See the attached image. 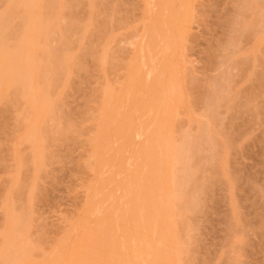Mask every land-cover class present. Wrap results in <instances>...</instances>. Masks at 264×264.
I'll return each mask as SVG.
<instances>
[{"label":"rangeland","instance_id":"374dc122","mask_svg":"<svg viewBox=\"0 0 264 264\" xmlns=\"http://www.w3.org/2000/svg\"><path fill=\"white\" fill-rule=\"evenodd\" d=\"M24 1L0 54V264H264V0Z\"/></svg>","mask_w":264,"mask_h":264},{"label":"bare ground","instance_id":"6f19581e","mask_svg":"<svg viewBox=\"0 0 264 264\" xmlns=\"http://www.w3.org/2000/svg\"><path fill=\"white\" fill-rule=\"evenodd\" d=\"M11 1H13V0H10V3H11ZM14 1H15V0H14ZM14 1H13V2H14ZM17 1H19V0H17ZM17 1H15L14 3H16ZM22 1H24V0H20L19 2H17L16 4H14L15 7H17L18 3H19V5H20V3L22 4ZM29 1L32 3V4H31L32 6L34 5V3H35V4L37 3V0H29ZM38 1H39V0H38ZM162 1H163V0H162ZM186 1H187V0H186ZM261 1H262V0H261ZM13 2H12V4H13ZM24 2L28 4V2H26V0H25ZM40 2H41V1H40ZM40 2H38L39 5H41V4H43V3H46L45 0H44L43 3L41 2V4H40ZM47 2H48V1H47ZM246 2H247V1H246ZM259 2H260V1H259ZM166 3H167V2L165 1V4H166ZM249 3H250V2H249ZM12 4H11V5H12ZM27 4H24V5H27ZM38 4H36V9L38 8V6H37ZM152 4H154V3H152ZM171 4H172V3H171ZM11 5H10V9L12 8V9L14 10V5H13V6H11ZM19 5H18L17 8H15L16 10H17L18 8H20ZM22 5H23V4H22ZM31 5H30V3H29V6H31ZM163 5H164V4H163ZM168 5H169V3H168ZM180 5H181V4H180ZM20 6H21V5H20ZM42 6H43V9H44V6H46V5H44V4L41 5V6H40L41 9H42ZM258 6H259V5H258ZM151 7H153V6H151ZM161 7H162V6H161ZM262 7H263V6H262ZM31 8H33V7H31ZM178 8H179V7H178ZM12 9H11V10L8 9V12H9V13L6 12V13L3 14V15L1 14L2 16L0 17V54L3 53V52H5V51H7V50L5 49V48H6V40H7V38H9L8 33H9V32H12V31H9L8 28H10V27H11L10 24L13 23L12 21L10 22V19H12V18L9 17L8 15L10 14V12L13 13ZM149 9H150V8H149ZM154 9H155V8H154ZM259 9H260V8H259ZM28 10H29V9H28ZM66 10H67V9H66ZM163 10H165V9H163ZM170 10H171V9H170ZM176 10H177V9H176ZM17 11H18V10H17ZM17 11H16V14H18ZM30 11H32V10L30 9ZM30 11H29V12H30ZM33 11H34V10H33ZM35 11H38V9L35 10ZM39 11H40V10H39ZM39 11H38V13H39ZM43 11H44V10H43ZM14 12H15V11H14ZM20 12L22 13V11H20ZM20 12H19V13H20ZM26 12H27V11H26ZM41 12H42V11H41ZM41 12H40V14H41ZM154 12H155V11H154ZM156 12H157V11H156ZM156 12H155V14H156ZM158 12H160V11L158 10ZM166 12H167V11H166ZM34 13H35V12H33V15L36 14V13H35V14H34ZM38 13H37V15H38ZM179 13H180V12H179ZM256 13H257V12H256ZM7 14H8V15H7ZM14 14H15V13H14ZM14 14H12V15H14ZM26 14H28V13H26ZM162 14H163V13H162ZM162 14H161V16H159V17H162ZM4 15H6V16H4ZM12 15H11V16H12ZM30 15L32 16V14H30ZM147 15H148V14H147ZM159 15H160V14H159ZM166 15H167V14H166ZM170 15H171V14H170ZM170 15H168V16H170ZM15 16H16V15H15ZM39 16H40V15H38V16H36V17L38 18ZM12 17H13V16H12ZM27 17H29V16L27 15ZM32 17H33V16H32ZM32 17H31V18H32ZM34 17H35V16H34ZM34 17H33V18H34ZM157 17H158V16H157ZM170 17H171V16H170ZM263 17H264V16H263ZM15 18H17V16H16ZM15 18H14V19H15ZM25 18H26V15H25ZM25 18H24V20H23V21H24V24L27 23V21H26L27 19L25 20ZM148 18H149V17H148ZM162 18H164V17H162ZM182 18H183V17H182ZM182 18H181V19H182ZM14 19H13V20H14ZM19 19H20V18H19ZM158 19H159V18H158ZM165 19H166V18H165ZM169 19H170V18H169ZM17 20H18V19H17ZM21 20H22V19H21ZM29 20H31V19H28V21H29ZM160 20H161V19H160ZM23 21H22V22H23ZM25 21H26V23H25ZM157 21H158V20H157ZM165 21H166V20H165ZM181 21H182V20H181ZM258 21H259V20H258ZM260 21H261V20H260ZM16 22H17V21H16ZM146 22H147V21H146ZM150 22H151V21H150ZM154 22H155V21H154ZM161 22H163V21H161ZM172 22H173V20H172ZM29 23H30V21H29ZM33 23H34V22H33ZM36 23H37V22H36ZM152 23H153V22H152ZM173 23L175 24V22H173ZM253 23H254V22H253ZM255 23H256V22H255ZM158 24H159V22H158ZM164 24H165V23H164ZM164 24H163V25H164ZM246 24H247V23H246ZM250 24H252V23H250ZM167 25H168V23H167ZM259 25H260V24H259ZM261 25H262V24H261ZM9 26H10V27H9ZM22 26H23V25H22ZM40 26H41V24H40ZM147 26H148V25H147ZM154 26H155V25H154ZM156 26H157V25H156ZM169 26H170V25H169ZM15 27H16V26H15ZM32 27H33V25H32ZM151 27H152V26H151ZM164 27H165V26H164ZM166 27H168V26H166ZM223 27H224V26H223ZM34 28H35V27H34ZM152 28H153V27H152ZM247 28H249V27H247ZM251 28H252V27H251ZM259 28H260V27H259ZM20 29H21V28H20ZM155 29L157 30L158 28H155ZM155 29H153V31H154ZM159 29H160V28H159ZM161 29H162V28H161ZM168 29H169V28H168ZM7 30H8V31H7ZM10 30H12V29L10 28ZM36 31H37V30H36ZM159 31H160V32H159V34H160V33H161V30H159ZM163 31H164V30H163ZM167 32H168V30H167ZM172 32H173V31H172ZM172 32H171V33H172ZM258 32H259V30H258ZM21 33H22V32H21ZM27 33H28V31H27ZM163 33H164V32H163ZM251 33H252V32H251ZM254 33H255V32H254ZM254 33H252V34H254ZM10 34L12 35L13 32L10 33ZM154 34H156L155 31H154ZM157 34H158V32H157ZM159 34H158V35H159ZM164 34H165V33H164ZM178 34H179V33H178ZM17 35H18V34H17ZM41 35H42V34H41ZM45 35H46V34H45ZM161 35H162V34H160V36H161ZM166 35H167V33H166ZM168 35H169V34H168ZM7 36H8V37H7ZM149 36H151V34H150ZM154 36H155V35H154ZM162 36H163V35H162ZM239 36H240V35H239ZM10 37H11V36H10ZM15 37H16V36H14V38H15ZM22 37H23V35H22ZM37 37H38V36H37ZM37 37H36V38H37ZM146 37H147V36H146ZM173 37H174V36H173ZM14 38H13V39H14ZM164 38H165V37H164ZM164 38H163V40H164ZM13 39H12V40H13ZM16 39H17V38H16ZM21 39H22V38H21ZM154 39H155V38H154ZM160 39H161V38H160ZM177 39H178V38H177ZM177 39H176V41H177ZM249 39H250V38H249ZM262 39H263V38H262ZM262 39H261V40H262ZM12 40H11V41H12ZM147 40H148V39H147ZM150 40H151V39H150ZM171 40H172V39H171ZM154 41H155V40H154ZM157 41H160V42H161V40H159V37H158ZM165 41H166V40H165ZM246 41H247V40H246ZM251 41H252V40H251ZM262 41L264 42V40H262ZM13 42H14V41H13ZM16 42H17V41H16ZM166 42H167V41H166ZM166 42H165V43H166ZM257 42H258V41H257ZM152 43H154V42H152ZM165 43H164V45H165ZM248 43H249V42H248ZM11 44H12V43H11ZM24 44H25V43H24ZM26 44H28V43H26ZM160 44H161V43H160ZM166 44H168V43H166ZM175 44H176V43H175ZM16 45H17V44H16ZM31 45H32V44H31ZM156 45H158V44H156ZM164 45H163V46H164ZM169 45H170V43H169ZM253 45H254V44H253ZM257 45H258V44H257ZM263 45H264V44H263ZM27 46H28V45H27ZM150 46H151V45H150ZM150 46H149V47H150ZM172 46H173V43H172ZM153 47H156V46L153 45ZM157 47H158V46H157ZM157 47H156L155 49H157ZM161 47H162V46H161ZM261 47H262V45H261ZM27 48H28V47H27ZM27 48H25V46H22V45L20 44V46H19L18 49H17V52L19 53V55H20V57H21V58H19V59H20L19 61H21V62H19V64L22 63L23 65H25V69H26V68L28 67V65L31 63V62L29 63V60H30V54H31V53L27 50ZM150 48H151V47H150ZM159 48H160V47H159ZM162 48H163V47H162ZM167 48H168V47H167ZM30 49H31V48H30ZM147 49H148V48H147ZM261 49H262V48H261ZM158 50H159V49H158ZM55 51H56V50H55ZM160 51H161V50H160ZM165 51H166V50H165ZM7 52H8V51H7ZM58 52H59V51H58ZM150 52L152 53V50H151ZM155 52H158V51H155ZM155 52H154V53H155ZM170 52H171V49H170ZM52 53H54V52H52ZM161 53H162V52H161ZM173 53H174V52H173ZM173 53H172V55H173ZM255 53H256V52H255ZM5 54H6V52H5ZM10 54H11V53H10ZM54 54H55V53H54ZM149 54H150V53H149ZM163 54H164V53H163ZM257 54H258V53H257ZM2 55H3V54H2ZM58 55H59V53H58ZM154 55H155V54H154ZM6 56H7V55H6ZM17 56H18V55H17ZM53 56H54V55H53ZM56 56H57V55H56ZM166 56H167V55H166ZM31 57L34 59V56H31ZM60 57H61V54H60ZM60 57H58V59H59ZM155 57H156V56H155ZM171 57H172V56H171ZM16 58H17V57H16ZM32 58H31V59H32ZM55 58H57V57H55ZM55 58H53V60H51V61L53 62ZM151 58H152V57H151ZM167 58H168V57H167ZM3 59H5V58H3ZM33 59H32V60H33ZM135 59H136V58H135ZM138 59H140V58H138ZM32 60H30V61H32ZM59 60H60V59H59ZM59 60H57V61L59 62ZM140 60H141V59H140ZM164 60H167V59H164ZM170 60H171V59H170ZM17 61H18V60H17ZM136 61H137V60H136ZM136 61H135V62H136ZM162 61H163V60H162ZM168 61H169V59H168ZM133 62H134V61H133ZM135 62H134V63H135ZM139 62H140V61L138 60V63H139ZM28 63H29V64H28ZM34 63H35V62H34ZM53 63H54V62H53ZM154 63H155V62H153L152 64H154ZM171 63H172V61H171ZM239 63H240V62H239ZM32 64H33V61H32V63H31L30 65H32ZM55 64H56V63H55ZM58 64H59V63H57V65H58ZM136 64H137V63H136ZM1 65H2V67H4V68L7 69V72H9V74L11 73V70H12L13 68H8V66L6 67L7 63H6L5 61H0V66H1ZM8 65H9V64H8ZM12 65H13V64H12ZM12 65H11V66H12ZM131 65H132V64H131ZM138 65H139V64H138ZM141 65H142V64H141ZM145 65H146V63H145ZM149 65H150V64H149ZM157 66H158V65H157ZM31 67H33V66H31ZM135 67H136V66H135ZM159 67H160V66H159ZM15 68H16V67H15ZM29 68H30V67H29ZM57 68H58V67H57ZM138 68H139V67H138ZM143 68H144V67H143ZM10 69H11V70H10ZM16 69H17V68H16ZM19 69L22 70V69H24V67L22 68V66H21V68L19 67ZM44 69H45V68H44ZM53 69H54V68H53ZM132 69H134V67H133ZM144 69H145V68H144ZM158 69H159V68H158ZM2 70H3V69H2ZM46 70H47V69H46ZM55 70H56V69H55ZM138 70H141V68L138 69ZM168 70H169V68H168ZM16 71H17V70H16ZM16 71H15V72L13 71V72L16 73ZM19 71H20V70H19ZM19 71H18V72H19ZM39 71H40V70H39ZM53 71H54V70H53ZM141 71H142V70H141ZM13 72H12V73H13ZM20 72L22 73V71H20ZM132 72H133V71H132ZM26 73H27V72H26ZM55 73H56V72H55ZM42 74H43V73H42ZM136 74H137V72H136ZM146 74H147V73H146ZM24 75H25V73H24L22 76H24ZM27 75H28V73H27ZM27 75H25V76H27ZM138 75H139V74H138ZM149 75H150V73H149ZM153 75H154V74H153ZM28 76H29V75H28ZM143 76H144V75H143ZM45 77H46V76H45ZM47 77H49V76H47ZM247 77H248V76H247ZM136 78H138V77H136ZM142 78H143V77H142ZM29 79H30V76H29ZM138 79H139V78H138ZM154 79H156V78H154ZM151 80H152V79H151ZM162 80H163V79H162ZM162 80H161V81H162ZM137 81H138V80H137ZM257 81H258V80H257ZM27 82H30V81H27ZM51 82H52V81H51ZM147 82H148V79H147ZM162 82H163V81H162ZM132 83H133V82H132ZM163 83H164V82H163ZM161 84H162V83H161ZM129 85H130V84H129ZM131 85H132V84H131ZM166 86H167V85H166ZM156 88H157V87H156ZM44 89H45V88H44ZM154 89H155V88H154ZM154 89H153V90H154ZM172 89H173V88H172ZM169 90H170V89H169ZM167 92H168V90H167ZM19 93H20V92H19ZM158 93H159V92H158ZM162 95H163V94H162ZM166 97H167V96H166ZM166 99H167V98H166ZM251 99H252V98H251ZM156 102H157V101H155V103H156ZM156 105H157V104H156ZM159 105H160V104H159ZM157 106H158V105H157ZM125 108H126V107H125ZM122 109H123V108H122ZM119 110H120V108H119ZM123 110H124V109H123ZM112 111H113V110H112ZM114 111H115V110H114ZM114 111H113V112H114ZM131 111H132V110H131ZM110 112H111V111H110ZM115 113H117V112H115ZM124 113H126V111H125ZM111 114H112V113H111ZM119 114H120V113H119ZM126 114H127V113H126ZM128 114H129V113H128ZM114 115H115V114H114ZM132 115H133V114H132ZM112 116H113V115H112ZM151 116H153V115H151ZM113 117H114V116H113ZM154 117H155V116H154ZM154 117H153V118H154ZM115 118H116V117H115ZM128 118H129V117H128ZM128 118H127V119H128ZM147 118H148V117H147ZM109 119H110V118H109ZM112 119H113V118H112ZM124 119H125V118H124ZM124 119L122 120L123 122H124ZM150 119H151V118H150ZM113 120H115V119H113ZM113 120H112V121H113ZM145 120H146V119H145ZM122 121H121V122H122ZM128 121H129V120H128ZM149 121H150V120H149ZM110 122H111V121H110ZM114 122H115V121H114ZM126 122H127V121H126ZM145 122H146V121H145ZM108 123H109V122H108ZM127 123H128V122H127ZM154 123L156 124V122H154ZM117 124H119V123L117 122ZM132 124H133V123H132ZM141 124H143V123H141ZM145 124H146V123H145ZM107 125H108V124H107ZM126 125H128V124L125 123L124 126H126ZM148 125H149V124H148ZM118 126H119V125H118ZM120 126H121V125H120ZM129 126H130V125H129ZM104 127H105V126H104ZM107 128H108V127H107ZM115 128H116V127H115ZM124 128H125V127H124ZM133 128H134V127H133ZM112 129H114V128H112ZM154 129H155V126H154ZM120 130H121V129H120ZM129 130H130V129H129ZM111 131H112V130H111ZM113 131H115V130H113ZM130 132H131V131H130ZM130 132H129V134H130ZM110 133H111V132H110ZM116 133L119 134L118 131H117ZM153 133H154V132H153ZM132 134H133V133H132ZM112 135H113V134H112ZM125 135H126V133H125ZM152 135H153V134H152ZM123 136H124V135H123ZM114 137H115V136H114ZM116 137H117V136H116ZM106 138H108V140H109V137H108V136H107ZM113 139H114V138H113ZM115 139H117V138H115ZM128 139H129V138H128ZM108 140H107V141H108ZM113 141H114V140H113ZM127 141H129V140H127ZM119 142H120V141H119ZM121 142H123V141H121ZM121 142H120V143H121ZM111 143H112V141H111ZM126 143H127V142H126ZM124 145H125V144H124ZM129 146H130V145H129ZM140 147H141V145H140ZM120 148H121V147H120ZM132 148H133V147H132ZM143 148H144V147H143ZM145 149H146V148H145ZM119 150H120V149H119ZM146 150H147V149H146ZM120 151H123V150H120ZM126 151H127V150H126ZM124 152H125V151H124ZM137 153H138V152H137ZM117 154H118V153H117ZM122 155H123V154H122ZM124 155H125V154H124ZM119 156H120V155H119ZM109 189H110V188H109ZM137 189H138V188H137ZM111 190H112V189H111ZM145 190H146V187H145ZM145 190H143L144 193H146V192L148 193V190H147V191H145ZM149 190H150L151 193H153L151 189H149ZM140 192H141V188H140ZM140 192H138V193H139V196H140V198H141ZM136 193H137V192H136ZM142 193H143V192H142ZM151 193H150V194H151ZM112 194H113V193H112ZM114 195H116V193H115ZM144 195H145V194H144ZM144 197H145V196H144ZM147 197H148V196H147ZM133 198H135V197H133ZM133 198H132V199H133ZM142 198H143V197H142ZM145 198H146V197H145ZM151 198H153V197H152V194H151ZM151 198H149V199H151ZM113 199H114V198H113ZM136 199H137V198H136ZM134 200H135V199H134ZM132 201H133V200H132ZM139 201H140V200H138V202H139ZM133 202H134V201H133ZM141 202H142V201H141ZM151 202H152V201H151ZM151 202H150V203H151ZM135 203H137V202H135ZM135 203H134V204H135ZM145 203H146V202H145ZM145 203L141 204V206H143ZM147 203H148V202H147ZM154 203H155V202H153L152 205H154ZM137 204H140V203H137ZM148 204H149V203H148ZM135 206H136V205H135ZM145 206H146V205H145ZM147 206H148V205H147ZM137 207L140 208V209L142 208V207H140V205H139V206H136V208H137ZM149 207H151V206H149ZM153 207H154V206H153ZM143 208H144V206H143ZM143 208H142V211L139 210L141 213H142L143 211H145ZM146 208H147V207H146ZM151 208H152V207H151ZM155 208H156V207H155ZM135 211H136V210H134V212H135ZM149 211H150V210H149ZM149 211H148V212H149ZM150 212H151V211H150ZM150 212H149V214H152V213H153V210H152V213H150ZM138 213H139V212H138ZM136 214H137V211H136ZM142 215H144V213H143ZM147 215H148V214H147ZM144 216H145V215H144ZM119 217H120V216H119ZM150 217H151V215H149V218H150ZM117 218H118V217H117ZM121 218H122V217H121ZM119 219H120V218H119ZM150 219H151V218H150ZM115 220H116V219H115ZM123 220L126 221L125 218H124ZM113 221H114V220H113ZM143 221H144V220H143ZM146 221H147V220H146ZM137 222H138V221H137ZM137 222H135V223H136L137 226H138V223H137ZM134 226H135V225H134ZM133 230H135V229H133ZM99 232H100V231H99ZM102 232H103V231H101V233H102ZM96 234H97V233H96ZM98 234H100V233H98ZM100 235H102V234H100ZM95 236H96V235H95ZM97 236H99V235H97ZM97 236H96V237H97ZM140 237H141V236H140ZM143 237H144V236H143ZM141 238H142V237H141ZM144 238H145V237H144ZM95 239H96V238H95ZM7 240H8V239H7ZM96 240H98V239H96ZM101 240H102V239H101ZM134 240H135V239H134ZM102 241H103V240H102ZM135 241H136V240H135ZM138 242H139V241H138ZM10 243H11V242H10ZM10 243H9V244H10ZM103 243H104V241H103ZM111 243H112V242H111ZM136 243H137V242H136ZM136 243L134 244V246L136 245ZM143 243L146 244L145 241H144ZM132 244H133V243H132ZM132 244H131V245H132ZM140 244H142V243H140ZM144 244H143V245H144ZM128 245H129V244H128ZM131 245H130V246H131ZM64 246H65V245H64ZM103 246H104V245H103ZM111 246H112V245H111ZM139 246H140V245H139ZM145 246H146V245H145ZM101 247H102V246H101ZM142 247H143V246H142ZM103 248H104V247H103ZM126 248H127V247H126ZM136 248H137V247H136ZM124 249H125V248H124ZM133 249H134V248H133ZM147 249H148V248H146V249H144V250H147ZM151 249H152V247H151ZM130 250H131V249H130ZM136 250H137V249H136ZM55 251H56V250H55ZM74 251H75V250H74ZM123 251H126V250H123ZM132 251H133V250H132ZM132 251H131V252H132ZM140 251H141V250H140ZM153 252H154V251H153ZM155 252H156V251H155ZM155 252H154V254H155ZM158 252H159V251H158ZM60 253L63 254V252H60ZM67 253H68V252H67ZM72 253H73V252H72ZM126 253H128V251H126ZM126 253H125V254H126ZM68 254H69V253H68ZM94 254H95V253H94ZM122 254H123V253H122ZM159 254H160V253H159ZM59 255H60V254H58V256H57V254H56L57 257H55V256H54V257H55V258H58V257L62 258V257L59 256ZM91 255H92V254H91ZM129 255H130V254H129ZM131 255H133V254H131ZM157 255H158V254L156 253V256H155V257H157ZM68 256H70V255H68ZM92 256H93V255H92ZM134 256H135V255H134ZM134 256H133V257H134ZM94 257H95V256H94ZM97 257H98V256H97ZM123 257H124V256H123ZM128 257H129V256H128ZM128 257H126V258H128ZM133 257H131V258L133 259ZM136 257H138V256H136ZM65 258H66V257H65ZM85 258H87V257H85ZM89 258H91V257H88V260H89ZM95 258H96V257H95ZM95 258H94V259H95ZM124 258H125V257H124ZM158 258H159V257H158ZM53 259H54V258H53ZM53 259H51V260L54 261ZM76 259H77V258H76ZM92 259H93V258H92ZM97 259H98V258H97ZM153 259H154V257H153ZM83 260H84V259H83ZM133 260H134V259H133ZM74 261H75V259H74ZM86 261H87V260H86ZM90 261H91V260H90ZM93 261H94V260H93ZM93 261H92V264H93ZM155 261H156V258H155ZM84 262H85V260H84ZM132 262H133V261H132ZM134 262H135V261H134ZM25 263H26V262H25ZM45 263H46V262H45ZM96 263H97V262H96ZM154 263H155V262H154ZM154 263H153V264H154ZM166 263H167V261H166ZM72 264H73V263H72ZM78 264H79V263H78ZM84 264H86V263H84ZM87 264H88V263H87ZM151 264H152V263H151Z\"/></svg>","mask_w":264,"mask_h":264}]
</instances>
